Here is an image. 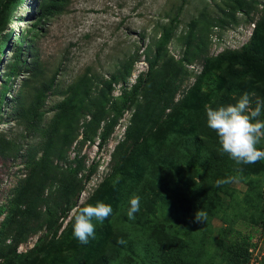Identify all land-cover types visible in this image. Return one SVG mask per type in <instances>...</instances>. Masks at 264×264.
<instances>
[{
    "label": "rangeland",
    "instance_id": "rangeland-1",
    "mask_svg": "<svg viewBox=\"0 0 264 264\" xmlns=\"http://www.w3.org/2000/svg\"><path fill=\"white\" fill-rule=\"evenodd\" d=\"M52 6L0 19V264H227L247 236L243 264H264V160L237 165L205 110L264 100V0ZM97 201L113 212L82 244L73 217Z\"/></svg>",
    "mask_w": 264,
    "mask_h": 264
},
{
    "label": "clouds",
    "instance_id": "clouds-1",
    "mask_svg": "<svg viewBox=\"0 0 264 264\" xmlns=\"http://www.w3.org/2000/svg\"><path fill=\"white\" fill-rule=\"evenodd\" d=\"M254 95V94H253ZM207 126L216 132L221 150L240 164H254L264 160V149L258 147L264 140V120L259 119L264 111V100L256 99L255 106L249 93L245 92L235 104L213 108L205 105ZM243 169H237L242 173ZM237 181V176H228L215 181L220 187ZM127 215L135 219V213L140 210V198L133 196L129 200ZM113 212L111 205L101 201L86 204L76 210L73 217V234L82 244L89 243V237L95 238L93 219L101 224ZM207 213L202 209L196 212L195 221L206 220ZM119 243H126L123 240Z\"/></svg>",
    "mask_w": 264,
    "mask_h": 264
},
{
    "label": "trees",
    "instance_id": "trees-1",
    "mask_svg": "<svg viewBox=\"0 0 264 264\" xmlns=\"http://www.w3.org/2000/svg\"><path fill=\"white\" fill-rule=\"evenodd\" d=\"M18 1L19 0H4L0 4V19H2V20L3 19H10L12 17L13 11L15 10V7H16ZM52 2H53V6L51 7V10L49 11L50 14L56 12V8H58V6H59L60 2H62V0H52ZM243 48H244L245 52H247L249 54L257 55L259 58L261 57L260 53L255 51L251 44H245ZM57 76H58V72H55V74H54L53 78L51 79V81L49 82V84L47 86L43 87L39 91L42 98L44 97L46 92L52 88V86L54 85V82L56 81ZM158 163L160 165L161 164L166 165L164 160H159ZM158 183H159V187L157 189L159 191H157L158 194L156 196H158V198H160V199H163V201H164V196L161 194L162 180L160 179ZM181 208H182L181 210L179 209L180 210L179 214H185L188 211V210L186 211L185 207H181ZM177 212H178V209H177ZM251 238H252L251 236H247L244 242L236 243L234 246L228 248L229 249L228 250L229 251V254H228L229 260L227 261V264H243L246 261V259L248 258V254H249L248 245L250 244Z\"/></svg>",
    "mask_w": 264,
    "mask_h": 264
}]
</instances>
